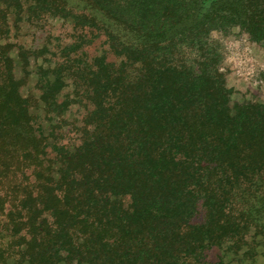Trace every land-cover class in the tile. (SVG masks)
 I'll return each instance as SVG.
<instances>
[{
    "label": "trees",
    "instance_id": "obj_1",
    "mask_svg": "<svg viewBox=\"0 0 264 264\" xmlns=\"http://www.w3.org/2000/svg\"><path fill=\"white\" fill-rule=\"evenodd\" d=\"M11 11L106 37L116 59L77 82L92 105L80 144L38 129L39 106L68 108L67 75L48 69L42 95L23 93ZM233 27L264 45V0H0V264H255L264 100L233 102L207 45Z\"/></svg>",
    "mask_w": 264,
    "mask_h": 264
},
{
    "label": "rangeland",
    "instance_id": "obj_2",
    "mask_svg": "<svg viewBox=\"0 0 264 264\" xmlns=\"http://www.w3.org/2000/svg\"><path fill=\"white\" fill-rule=\"evenodd\" d=\"M8 21L9 41L23 46L29 54L30 62L26 68L16 57L15 72L19 78L25 79L22 87L25 95H42L40 78L48 69L54 71L64 67L66 71L67 84L59 95V101L69 102V106L53 112L47 111V106H39L38 129L51 141L60 140V143L67 145L80 144L79 128L92 105L86 100V94L77 88V82L83 79L81 69L97 56L106 54L109 60L116 59L106 37L97 34L98 31L77 28L71 19L59 16L39 17L27 11L18 15L11 11ZM208 40L209 48L215 49L218 54L217 67L233 90V102L264 100V45L253 41L239 27L227 31L213 30ZM202 51L200 46L184 49L189 61ZM254 232L255 229L251 231ZM255 244L258 249L246 259L250 263L264 264V236L257 237ZM221 252L219 247H214L210 255ZM252 258L255 260L252 261Z\"/></svg>",
    "mask_w": 264,
    "mask_h": 264
}]
</instances>
